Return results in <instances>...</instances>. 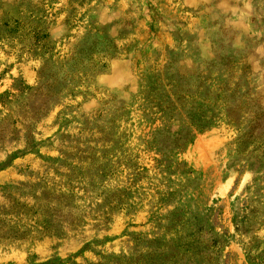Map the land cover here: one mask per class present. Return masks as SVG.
<instances>
[{"label": "rangeland", "instance_id": "rangeland-1", "mask_svg": "<svg viewBox=\"0 0 264 264\" xmlns=\"http://www.w3.org/2000/svg\"><path fill=\"white\" fill-rule=\"evenodd\" d=\"M248 249L264 261V0H0V264Z\"/></svg>", "mask_w": 264, "mask_h": 264}, {"label": "trees", "instance_id": "trees-1", "mask_svg": "<svg viewBox=\"0 0 264 264\" xmlns=\"http://www.w3.org/2000/svg\"><path fill=\"white\" fill-rule=\"evenodd\" d=\"M208 124V123H207ZM206 124H201V125H199V127L198 128H202L203 126H205ZM182 138H184V137H182ZM247 254L249 255V258H250V260L254 263V264H264V261H256L255 260V258L253 257V255H251V250L250 249H248L247 250Z\"/></svg>", "mask_w": 264, "mask_h": 264}]
</instances>
